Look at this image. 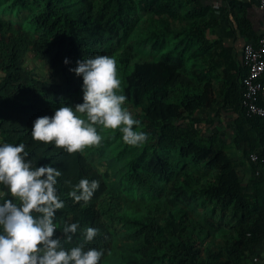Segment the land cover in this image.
Returning <instances> with one entry per match:
<instances>
[{
    "label": "trees",
    "instance_id": "obj_1",
    "mask_svg": "<svg viewBox=\"0 0 264 264\" xmlns=\"http://www.w3.org/2000/svg\"><path fill=\"white\" fill-rule=\"evenodd\" d=\"M11 1L33 9L36 30L31 34L0 19V131L6 142H23L38 165L61 171L57 186L64 207L57 210L54 237L66 248L83 243L102 249L99 264H113L118 257L124 264H255L249 258L264 241V174H257L264 169V117L246 116L243 88L233 108L237 136L232 144L202 129L207 120L199 114L214 109L217 101L201 74L206 46L201 2ZM139 25L149 57L138 54L130 40ZM96 54L115 59L126 102L141 110L140 130L148 133L124 153V191L120 181L109 184L83 150L68 153L31 136L37 117L51 116L62 103L83 101L82 77L70 69ZM31 58L54 82L32 73ZM233 147L251 165L254 196L246 193L229 154ZM253 153L258 162L250 160ZM82 177L99 181L88 202L67 195L71 185L65 181L74 185ZM192 201L233 225L217 239L213 224L207 227L191 215ZM65 221L79 223L71 242L63 241ZM89 226L98 233L84 241L83 229ZM118 236L124 239L120 243Z\"/></svg>",
    "mask_w": 264,
    "mask_h": 264
},
{
    "label": "clouds",
    "instance_id": "obj_2",
    "mask_svg": "<svg viewBox=\"0 0 264 264\" xmlns=\"http://www.w3.org/2000/svg\"><path fill=\"white\" fill-rule=\"evenodd\" d=\"M76 64L70 71L82 77L83 102L62 103L51 116L37 117L32 138L74 153L99 145L102 126L118 129L127 144L144 142L148 133L140 130V120L126 104L115 59L96 54ZM61 174L52 164L38 165L23 142L0 141V264H99L102 249L83 243L66 248L54 237L57 210L64 207L57 186ZM65 183L71 185L67 195L76 202H88L99 187L98 180L87 177L74 185ZM78 228V222L65 221L63 241L71 242ZM97 233L95 227L83 229L84 241H92Z\"/></svg>",
    "mask_w": 264,
    "mask_h": 264
},
{
    "label": "crops",
    "instance_id": "obj_3",
    "mask_svg": "<svg viewBox=\"0 0 264 264\" xmlns=\"http://www.w3.org/2000/svg\"><path fill=\"white\" fill-rule=\"evenodd\" d=\"M205 9L202 25L206 39L201 60V74L212 85L216 107L199 115L207 120L201 126L208 135L217 134L227 143L237 136L234 106L239 101L246 69L242 51L247 44H258L264 36V10L249 0H199ZM0 141L6 142L0 131ZM235 161L246 193L254 196L253 171L243 152L234 147L229 151ZM257 155L253 153L250 155ZM251 160V158H250ZM264 169H260L257 174ZM7 198H12L10 195ZM249 261L264 264V241L259 244Z\"/></svg>",
    "mask_w": 264,
    "mask_h": 264
},
{
    "label": "rangeland",
    "instance_id": "obj_4",
    "mask_svg": "<svg viewBox=\"0 0 264 264\" xmlns=\"http://www.w3.org/2000/svg\"><path fill=\"white\" fill-rule=\"evenodd\" d=\"M32 8L31 7H21L12 5L11 0H0V19L7 20L13 23L15 27L24 29L31 34H35V24L32 23ZM142 31L141 25H139L133 35L131 36V42L136 45V52L142 54L146 57L152 55L151 49L148 48L149 44L144 39H141L140 32ZM157 57V55L155 54ZM28 68L34 74H41L48 77L50 81L54 82L47 72L43 71L41 64L34 58L29 59ZM83 101L79 102L82 103ZM129 109L142 123L141 110L132 107L126 102ZM140 123V126H141ZM98 132L102 136V141L99 145L88 146L83 149L85 156L90 160L92 165L101 173H103L109 184H116L121 182V191L126 189V181L122 174V168L124 166V153L126 149L133 148L134 145L127 144L122 139V134L118 129H104L102 126H98ZM204 171V170H203ZM109 189H112L109 185ZM128 196H134L128 194ZM191 215L205 223V226L210 227L211 224L214 225L212 228V233L215 234L217 239L222 237V231H227L230 226L233 225V220L229 218H222L220 214L214 213V209L209 207L205 208L201 204L196 205L195 201L191 202ZM218 225V227L215 226ZM117 230L120 231L119 225H117ZM123 238L117 237V242L120 243ZM113 264H124L121 262V258L118 257Z\"/></svg>",
    "mask_w": 264,
    "mask_h": 264
},
{
    "label": "built area",
    "instance_id": "obj_5",
    "mask_svg": "<svg viewBox=\"0 0 264 264\" xmlns=\"http://www.w3.org/2000/svg\"><path fill=\"white\" fill-rule=\"evenodd\" d=\"M264 10V0H249ZM242 64L246 75L242 79L243 107L248 117H264V36L258 44H247L242 51ZM252 162H258L257 155L251 156Z\"/></svg>",
    "mask_w": 264,
    "mask_h": 264
}]
</instances>
